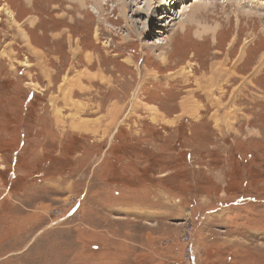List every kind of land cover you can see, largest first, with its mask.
<instances>
[{
	"label": "rangeland",
	"instance_id": "rangeland-1",
	"mask_svg": "<svg viewBox=\"0 0 264 264\" xmlns=\"http://www.w3.org/2000/svg\"><path fill=\"white\" fill-rule=\"evenodd\" d=\"M126 1L0 0V264H264V0Z\"/></svg>",
	"mask_w": 264,
	"mask_h": 264
},
{
	"label": "built area",
	"instance_id": "built-area-1",
	"mask_svg": "<svg viewBox=\"0 0 264 264\" xmlns=\"http://www.w3.org/2000/svg\"><path fill=\"white\" fill-rule=\"evenodd\" d=\"M77 204H78V202H75L73 204V206L66 212L65 218H68L69 216H72L73 214L76 213L77 208H78V205ZM186 256H187V262L189 261V263H190L191 258L193 257L192 256V252H191V248H187ZM177 264H179V263H177Z\"/></svg>",
	"mask_w": 264,
	"mask_h": 264
},
{
	"label": "bare ground",
	"instance_id": "bare-ground-1",
	"mask_svg": "<svg viewBox=\"0 0 264 264\" xmlns=\"http://www.w3.org/2000/svg\"><path fill=\"white\" fill-rule=\"evenodd\" d=\"M147 4V5H150V2L149 0H144V5ZM120 6H121V11H123V19H124V12H125V9H127V1L126 0H120ZM129 6V5H128ZM7 11V10H6ZM9 13V11H8ZM11 14V13H10Z\"/></svg>",
	"mask_w": 264,
	"mask_h": 264
},
{
	"label": "crops",
	"instance_id": "crops-1",
	"mask_svg": "<svg viewBox=\"0 0 264 264\" xmlns=\"http://www.w3.org/2000/svg\"><path fill=\"white\" fill-rule=\"evenodd\" d=\"M28 20H29V22L28 23H30L31 25H29V26H33L35 23H34V17H30V18H28Z\"/></svg>",
	"mask_w": 264,
	"mask_h": 264
}]
</instances>
